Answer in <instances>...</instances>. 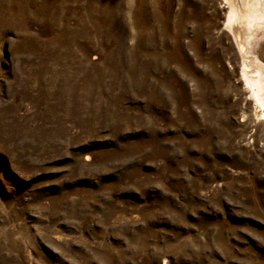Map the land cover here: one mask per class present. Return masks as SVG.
<instances>
[{
	"label": "rangeland",
	"instance_id": "1",
	"mask_svg": "<svg viewBox=\"0 0 264 264\" xmlns=\"http://www.w3.org/2000/svg\"><path fill=\"white\" fill-rule=\"evenodd\" d=\"M226 14L0 0V264H264V33Z\"/></svg>",
	"mask_w": 264,
	"mask_h": 264
},
{
	"label": "bare ground",
	"instance_id": "2",
	"mask_svg": "<svg viewBox=\"0 0 264 264\" xmlns=\"http://www.w3.org/2000/svg\"><path fill=\"white\" fill-rule=\"evenodd\" d=\"M223 2L227 7L225 27L231 33L240 56H244L245 53L247 55V46L254 42L256 36L264 33V3L258 0H223ZM243 34L246 37L242 39ZM242 76L255 102L264 108V80L257 74L252 76L247 72H243Z\"/></svg>",
	"mask_w": 264,
	"mask_h": 264
}]
</instances>
